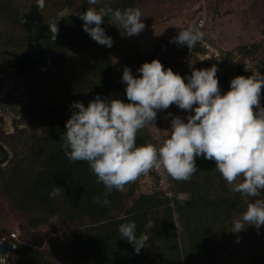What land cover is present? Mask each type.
Segmentation results:
<instances>
[{"label": "trees", "instance_id": "obj_1", "mask_svg": "<svg viewBox=\"0 0 264 264\" xmlns=\"http://www.w3.org/2000/svg\"><path fill=\"white\" fill-rule=\"evenodd\" d=\"M44 1L39 16L45 31L64 10L74 15L61 19L60 33L55 41H38L51 60V66L42 76L24 81L30 100L22 102L26 114L21 123L31 125L29 119L32 117V122L37 123L41 131L27 134L28 131L23 129L7 136L2 129L4 120L0 117V149L3 150V144L27 142V150L21 157L15 158L7 168L0 166V199L8 201L30 230L37 231L53 220L68 229L62 239L50 244V254L16 244L20 264H217L218 256L232 248L233 222L241 218L249 201L231 191V186L215 169V161L197 157L198 171L189 182L171 178V197L160 188L152 194L137 195L136 181L128 184L123 192L114 189L105 197L106 189L97 182L88 163L70 161L62 147L65 124L74 111L70 106L73 102H82L87 107L97 95L102 99L128 102L126 86L116 79L117 64L113 59L116 45L121 44L120 39L115 40L118 35L124 39V48L131 43L125 58L132 72H137L142 63L158 59L165 69L171 68L180 74L177 59L188 47L169 46L161 37L160 43L144 54L135 44L139 35L126 36L108 16L101 27L113 40L109 48L95 42L83 30L84 22L77 15L89 7L138 8L144 4L142 0H101L99 5H90L88 0ZM36 4L37 0H0V54H23L14 63L15 79L36 72L28 52L29 34L23 24ZM142 21L145 29L151 24L148 16H142ZM238 53L241 58L232 72L234 77L249 76L245 64L249 59L256 61L258 69L264 71V47L261 44L240 47ZM232 58L230 54L220 61L229 62ZM220 61L199 69L210 68L213 64L219 69ZM189 75H183L185 82ZM261 104L264 105V89L261 90ZM150 126L151 123L137 133V146L157 145ZM56 186L63 190L53 198L50 193ZM261 195L264 198V191ZM105 198L111 203L97 202ZM132 221L137 226L136 236L139 238L144 233L149 238L139 254L119 233V225ZM178 224L181 231H178ZM242 232L251 245L250 262L264 264V226L256 229L245 225ZM2 239L9 240L10 237Z\"/></svg>", "mask_w": 264, "mask_h": 264}, {"label": "clouds", "instance_id": "obj_2", "mask_svg": "<svg viewBox=\"0 0 264 264\" xmlns=\"http://www.w3.org/2000/svg\"><path fill=\"white\" fill-rule=\"evenodd\" d=\"M99 5L101 0H88ZM38 8L44 0H37ZM72 14V13H71ZM84 22L83 30L98 44L112 47L113 40L101 27L110 16L126 36L139 35L146 27L139 8L124 10L111 7H89L77 14ZM55 19L50 26L55 41L58 35ZM205 37L198 25L189 24L180 29L170 43L187 46L191 51ZM190 63L191 75L185 78L171 68L165 69L158 59L144 62L139 76L127 66L123 69L122 82L126 84L128 102L120 99H102L97 95L88 106L73 102L74 109L66 121L63 149L70 161L87 162L90 171L106 189L123 192L126 186L141 175L163 169L176 181L189 182L198 171L197 157L215 161V169L231 186V191L248 199L246 210L233 222V231L240 232L245 225L259 229L264 226V105L261 90L264 74L252 73L231 79L229 90L221 93L218 68L197 69ZM172 105L186 112V122L173 116L166 131L167 138L159 145L147 143L137 146V133L148 124H154L159 111ZM172 114L169 113V116ZM61 187H54L51 197L60 195ZM256 198V199H251ZM98 203L108 205L105 198ZM134 221L119 225V233L134 246L139 254L148 242V236L135 234ZM4 256H0L2 258ZM0 264L6 260L0 259Z\"/></svg>", "mask_w": 264, "mask_h": 264}, {"label": "rangeland", "instance_id": "obj_3", "mask_svg": "<svg viewBox=\"0 0 264 264\" xmlns=\"http://www.w3.org/2000/svg\"><path fill=\"white\" fill-rule=\"evenodd\" d=\"M142 2L144 4L138 8L144 17L151 18V24L143 33L139 34V39L135 41V44L137 43L140 51L144 54H147L158 45L161 37L166 39L165 42L169 46H175L176 43H170V41L178 34L180 29H186L189 24H194L200 16H205L204 39L217 45L223 53V58L230 54L233 56L229 62L223 60L218 63L217 77L222 94L229 90L230 81L234 78L232 72L241 58L238 49L255 44H261L264 47V0H246L244 2L226 0L225 3L218 0H164L161 2L142 0ZM71 13L69 10H64L52 20L51 25L61 15L63 18L74 15V13ZM63 18L58 20L57 26ZM120 36L118 35L119 38H115V40L120 39L121 44L116 45L118 47L113 51V59L117 64L116 79L126 86L122 82V74L124 67L127 66L125 57L131 43L126 44L124 48L122 46L124 45V39ZM90 47L92 46L90 45ZM22 55L18 52L0 54V81L3 82L4 93L3 99L0 100V117L4 120L2 129L7 136H13L23 129L28 131L27 134L41 131L39 125L32 122V117L29 119L31 125H22V119L26 114L22 102L30 100L28 89L24 87V81L30 77L42 76L45 72L36 69L34 73L15 79L13 77L14 63ZM245 64L249 76L256 72L264 74L263 70L258 69L256 61L249 59L245 61ZM132 73L135 76L140 75L138 71ZM14 101H21V105L12 106L11 103L13 104ZM169 113L172 115L169 116ZM189 114L190 112L181 110L176 105H172L167 110L159 111L154 124L149 127L154 143L159 146L167 138L168 133L166 131L171 126L173 116H179L186 121ZM3 147L9 156L15 159L21 157L24 151L27 150V142L24 141L23 144H3ZM156 179H158V182ZM136 182L138 186L137 195L152 194L157 188L171 194L173 191L172 179L163 169L159 172L152 170L147 174H143ZM177 228L178 231H181L179 224ZM67 229L53 220L49 225L37 231L30 230L24 218L10 207L8 201L0 199V239L17 233L19 235V241L16 243L18 246H28L45 254H50V244L62 239L64 231ZM250 254L251 245L245 239L243 232H235L232 248L218 256L217 264H252Z\"/></svg>", "mask_w": 264, "mask_h": 264}, {"label": "built area", "instance_id": "obj_4", "mask_svg": "<svg viewBox=\"0 0 264 264\" xmlns=\"http://www.w3.org/2000/svg\"><path fill=\"white\" fill-rule=\"evenodd\" d=\"M195 25H198L204 32L206 25L205 16H200ZM222 57L223 53L217 45L203 39L194 49L191 51L188 49L184 55L178 57L177 64L181 70L180 75L183 77L184 74H191L192 68L190 67V63H194L193 66L199 69L203 65L220 61ZM167 195L172 196L171 193H167ZM18 241L19 235L17 233L12 234L9 240H0V244L10 242L14 246L13 250L9 251L6 255H0L4 256L0 259L6 260V264H20L21 256L17 252L18 248L16 245Z\"/></svg>", "mask_w": 264, "mask_h": 264}, {"label": "water", "instance_id": "obj_5", "mask_svg": "<svg viewBox=\"0 0 264 264\" xmlns=\"http://www.w3.org/2000/svg\"><path fill=\"white\" fill-rule=\"evenodd\" d=\"M41 9L42 8H38V6H36L32 14L24 20L23 24L29 34L28 52L31 57V61L36 66L35 68L37 70L46 72L50 67L51 62L44 54L42 48L39 46L38 41L41 39H48L50 41L54 40L52 39L53 34L51 33L50 29L45 31L42 27L39 16ZM57 27L58 35H56L55 40L60 33L59 26ZM13 247V244L10 242H4L0 244V255H6L9 251L13 250Z\"/></svg>", "mask_w": 264, "mask_h": 264}, {"label": "flooded vegetation", "instance_id": "obj_6", "mask_svg": "<svg viewBox=\"0 0 264 264\" xmlns=\"http://www.w3.org/2000/svg\"><path fill=\"white\" fill-rule=\"evenodd\" d=\"M32 63V61H31ZM32 66L34 68V70L36 71V66L32 63ZM3 82L0 81V100L3 99ZM12 106H20L21 105V101H14L13 104L11 103ZM14 158L9 156V154L7 153V151L3 148L0 149V166H2L3 168H7L11 165V163L13 162Z\"/></svg>", "mask_w": 264, "mask_h": 264}]
</instances>
